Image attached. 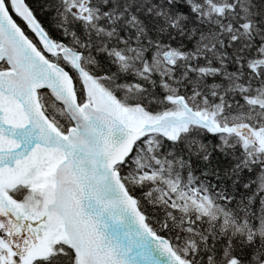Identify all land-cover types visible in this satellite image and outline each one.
I'll list each match as a JSON object with an SVG mask.
<instances>
[{
    "label": "snow or ice",
    "instance_id": "obj_1",
    "mask_svg": "<svg viewBox=\"0 0 264 264\" xmlns=\"http://www.w3.org/2000/svg\"><path fill=\"white\" fill-rule=\"evenodd\" d=\"M0 264H264V0H0Z\"/></svg>",
    "mask_w": 264,
    "mask_h": 264
},
{
    "label": "trees",
    "instance_id": "obj_2",
    "mask_svg": "<svg viewBox=\"0 0 264 264\" xmlns=\"http://www.w3.org/2000/svg\"><path fill=\"white\" fill-rule=\"evenodd\" d=\"M30 2H31V0H30Z\"/></svg>",
    "mask_w": 264,
    "mask_h": 264
}]
</instances>
